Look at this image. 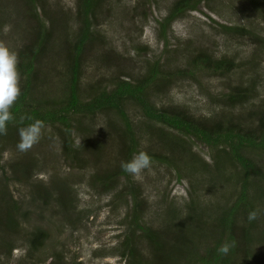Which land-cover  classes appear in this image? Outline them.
Instances as JSON below:
<instances>
[{
	"label": "rangeland",
	"instance_id": "374dc122",
	"mask_svg": "<svg viewBox=\"0 0 264 264\" xmlns=\"http://www.w3.org/2000/svg\"><path fill=\"white\" fill-rule=\"evenodd\" d=\"M174 1H100L92 18L93 37L81 57L79 93L83 99H89L117 78L141 75L155 59L167 60L168 66L175 69L200 49L216 57L234 56L239 67L227 75L203 77L201 85L191 79L178 80L170 87L162 85L165 92L155 98L187 106L197 116H210L223 108L212 96L228 90L229 84L255 81L256 102L264 98V43L254 35L226 32L219 24L246 26L264 37V0L202 2L198 9L185 12L168 26L165 42L158 22L169 13ZM30 4L28 0H0V43L19 55L20 50L35 41L39 17L48 41L37 55L39 78L35 83L40 79V90L61 97L68 79L69 48L82 24L79 0H35L32 7ZM126 109L141 140V149L170 154L168 146L159 143L157 134L145 132L151 123L138 106L129 103ZM123 127L124 122L115 111L98 112L93 117L75 116L71 135L79 150L75 161L65 156L66 134L57 124L47 125L40 142L26 153L16 148L18 133L1 138L0 264H49L54 249L65 264H128L121 251L133 227V212L131 195L121 190L125 186L124 177L114 183L115 187L107 189L95 183L97 174L119 168L120 151L124 147L119 134ZM192 150L212 165L210 147L194 141ZM252 154L264 165V155ZM18 162L31 165L21 180L15 179L14 165L11 166ZM227 167L231 166L227 164ZM188 168L152 160L151 168L134 180L141 204V222L156 229L185 224L188 201L196 194L208 237L200 242L199 228L195 225H187V232L192 234L197 246L205 245L204 242L212 244L210 236L218 225L217 213L235 201L236 195L228 193L234 188L233 183L218 181L220 185L214 187L216 183L210 181V173L191 172ZM234 182L240 186V180ZM43 188L49 196L42 194ZM8 209L18 211L16 227L12 223L7 225ZM174 210L178 211L176 216ZM237 220L240 226L243 216ZM35 226L44 227L50 238L40 251L30 254L29 237ZM235 231L241 239V228L236 227ZM134 241L143 254L153 259L152 246L138 229ZM173 246L168 242L164 245L166 255L173 256L170 262L184 264ZM243 252L240 250L234 256L237 262L245 259L264 262V236L260 229L256 228L252 236V255Z\"/></svg>",
	"mask_w": 264,
	"mask_h": 264
},
{
	"label": "trees",
	"instance_id": "16d2710c",
	"mask_svg": "<svg viewBox=\"0 0 264 264\" xmlns=\"http://www.w3.org/2000/svg\"><path fill=\"white\" fill-rule=\"evenodd\" d=\"M100 1L79 0L78 14L82 24L75 42L69 48L71 55L66 69L68 79L60 92H64L61 97H58L59 94L54 97L49 91L40 90V79L38 84L35 83L36 78H39L37 55L48 41L45 25L38 17L39 28L35 41L33 44L26 45L18 55L21 95L11 109L15 120L8 124V137H13L14 133H18V127L23 126L20 124L21 116L41 119L45 122V126L60 125L66 134L63 140L65 156L75 161L79 154L71 136L75 116L93 117L98 112L115 111L124 122V127L119 134V137H122L121 140L124 141V147L120 152L122 161H128L136 152L142 150L141 140L136 134L132 119L126 109L129 103H133L141 110L143 117L151 123L147 124L145 132L157 134L159 143L170 149V154L157 150H144L152 160L165 162L175 168L179 165L184 168L189 167L191 172L205 171L208 175L210 173L208 177L212 184L218 181L221 182L220 184L232 182L234 188L229 189L228 193H233L232 195L236 197L233 204L217 213L218 225H214L215 229L212 230L213 233L210 236L212 244L204 242L205 245L197 246L194 237H191L192 234L187 232L189 226L195 225L199 228L200 242L206 237L205 228H203L205 220L199 213L200 204L197 203L196 194H194L196 197H191L188 201L189 210L185 216V224L182 223L183 225L175 226L173 229L172 226L175 224L170 226L171 229L167 227L156 229L141 222L139 215L141 204L137 187L128 173L122 171L119 166L113 172L97 174L95 183L100 184L103 189L115 187L114 183L124 177L125 186L121 190L131 195L133 227L121 251V255L126 257L128 264H172L170 261H173V256L166 255L164 252V245L167 242L176 247L173 246L184 264H264L261 260L250 262L248 259L244 262H237L234 258L240 250H243L247 256L252 255L251 241L256 228L260 229L264 236V165L252 154L264 155V98H259L256 102L258 89L256 85H253L255 81L247 84L243 82L229 84L228 90L212 96L216 97L217 103L219 102L223 108L218 107L220 110L212 112L210 116H197L187 106L155 98L161 92H165L162 85L170 87L181 79H191L192 82L201 85L203 77L227 75L239 67V62L234 56L216 57L206 49H200L191 55L186 63L175 69L168 66L167 60L161 62V59H155L148 63L146 71L141 75L117 78L111 85L99 89L89 99H83L79 93L81 57L93 37L92 18L95 16ZM208 1L175 0L169 13L158 22L165 42H167L166 30L177 17L189 10L198 9L200 3H208ZM29 2L32 7L35 0H28ZM219 24L226 32L239 36L254 35L257 41L264 43V37L254 34L246 26ZM31 122L25 119L24 125ZM2 137L4 135H0V140ZM194 141L211 148L212 165L192 150ZM226 163L231 167H227ZM11 166H13L12 170L16 180H21L31 168V165L25 162L13 163ZM0 167L3 168L1 164ZM178 175L181 176L180 170H178ZM236 180H240V186L234 182ZM220 184L216 183L214 187ZM41 190H43L42 194L48 192L45 188ZM255 208L261 209V215L259 219L249 222L248 213ZM17 213V210L8 209L7 225L9 223H12L13 227L18 225ZM172 213L176 216L178 211L174 210ZM239 216H243L240 226L237 224ZM35 227L36 229L29 237L28 251L30 254L40 251L50 238L44 227ZM236 227H240L243 232L241 239H238L239 233L235 231ZM137 229L143 233V237L149 240L153 250V259L143 254L135 245L134 233ZM225 240L234 241L235 246L227 255H220L217 248ZM240 243L243 246H240ZM57 252L58 250H53L54 254L50 255L49 264H65L62 256ZM57 255L61 256L60 260Z\"/></svg>",
	"mask_w": 264,
	"mask_h": 264
},
{
	"label": "clouds",
	"instance_id": "9594fccd",
	"mask_svg": "<svg viewBox=\"0 0 264 264\" xmlns=\"http://www.w3.org/2000/svg\"><path fill=\"white\" fill-rule=\"evenodd\" d=\"M18 63V53L0 43V135H7L9 122L15 120L11 109L21 95ZM25 119L32 122L24 125ZM20 124L23 126L17 129L19 139L16 148L19 152L26 153L40 142L46 126L43 120L30 116H21ZM151 166L152 159L144 150L136 152L130 160L121 161L120 164L122 171L128 173L134 180L139 179ZM260 215L261 209L255 208L248 213L247 219L251 222L259 219ZM234 246V241L225 240L217 248V252L220 255H227Z\"/></svg>",
	"mask_w": 264,
	"mask_h": 264
}]
</instances>
